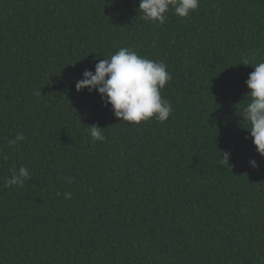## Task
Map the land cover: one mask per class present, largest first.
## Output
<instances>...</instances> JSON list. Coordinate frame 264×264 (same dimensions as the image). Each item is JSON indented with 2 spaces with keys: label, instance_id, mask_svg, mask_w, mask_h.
Here are the masks:
<instances>
[{
  "label": "trees",
  "instance_id": "obj_1",
  "mask_svg": "<svg viewBox=\"0 0 264 264\" xmlns=\"http://www.w3.org/2000/svg\"><path fill=\"white\" fill-rule=\"evenodd\" d=\"M138 5L0 0V264H264V157L242 117L264 0H200L163 25ZM121 47L167 65L165 122L120 121L75 89ZM21 166L31 178L5 187Z\"/></svg>",
  "mask_w": 264,
  "mask_h": 264
},
{
  "label": "clouds",
  "instance_id": "obj_2",
  "mask_svg": "<svg viewBox=\"0 0 264 264\" xmlns=\"http://www.w3.org/2000/svg\"><path fill=\"white\" fill-rule=\"evenodd\" d=\"M199 6L200 0H139L138 9L142 14L141 19L146 23L163 25L170 11L179 17H188ZM238 64L251 65L246 57ZM253 67L254 70L244 81L249 89L246 95L250 99L243 107L242 117L249 125L244 128L249 131L256 152L264 157V60ZM171 78L164 61L152 60L132 48L121 47L109 58L98 60L94 71L85 69L82 78L76 80L75 89H87L89 93L95 90L101 101L111 106L114 116L120 121L138 125L155 118L162 123L173 113V105L161 95V89ZM35 95H41V89ZM102 130L103 127L95 124L88 127L92 142L106 140ZM24 140V134L18 133L7 143L9 148H15ZM230 155L229 152L221 153L220 165H228ZM249 164L257 166L254 159H250ZM10 171L11 176L5 180V187H23L25 181L31 178L27 167L21 166L18 170ZM65 181L70 183L71 178L66 177ZM63 195L67 199L72 193Z\"/></svg>",
  "mask_w": 264,
  "mask_h": 264
}]
</instances>
